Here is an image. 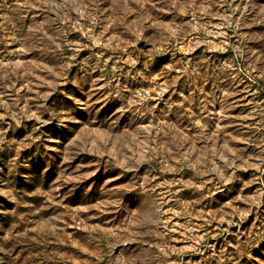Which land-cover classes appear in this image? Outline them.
I'll return each instance as SVG.
<instances>
[{
	"label": "rangeland",
	"instance_id": "1",
	"mask_svg": "<svg viewBox=\"0 0 264 264\" xmlns=\"http://www.w3.org/2000/svg\"><path fill=\"white\" fill-rule=\"evenodd\" d=\"M0 264H264V0H0Z\"/></svg>",
	"mask_w": 264,
	"mask_h": 264
}]
</instances>
